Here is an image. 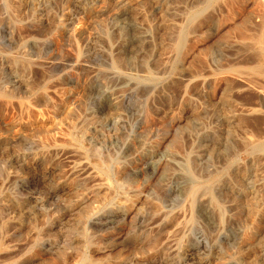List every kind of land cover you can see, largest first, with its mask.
Returning <instances> with one entry per match:
<instances>
[{
  "label": "rangeland",
  "instance_id": "374dc122",
  "mask_svg": "<svg viewBox=\"0 0 264 264\" xmlns=\"http://www.w3.org/2000/svg\"><path fill=\"white\" fill-rule=\"evenodd\" d=\"M263 39L264 0H0V264H264Z\"/></svg>",
  "mask_w": 264,
  "mask_h": 264
},
{
  "label": "bare ground",
  "instance_id": "6f19581e",
  "mask_svg": "<svg viewBox=\"0 0 264 264\" xmlns=\"http://www.w3.org/2000/svg\"><path fill=\"white\" fill-rule=\"evenodd\" d=\"M260 40H261V39H260ZM260 42H262V40H261ZM263 42H264V39H263ZM262 44H263V43H262ZM246 64H247V63H246ZM240 74H241V72H240ZM243 74L246 75L247 73H246V72H243ZM236 75H237V74H236ZM230 78H231V77H230ZM232 78H233V77H232ZM233 79H234V78H233ZM240 79H241V78H240ZM228 80H229V79H228ZM235 80H236V79H235ZM244 80H245V79H244ZM244 80H242V81H244ZM245 81H246V80H245ZM243 84H244V83H243ZM238 85H239V84H238ZM245 85H246V84H245ZM246 86H248V85H246ZM235 88H236V87H235ZM242 88H245V87L242 86ZM247 88H248V87H247ZM256 88H257V87H256ZM259 88H260V87H259ZM233 89H234V88H233ZM239 90H240V89H239ZM244 90L246 91V89H244ZM244 90H243V91H244ZM257 90H258V89H257ZM241 92H242V91H241ZM255 93H256V92H255ZM112 97H113V96H112ZM115 98H116V97H115ZM115 100H116V99H111V102H116ZM258 100H259V99H258ZM262 100H263V99H262ZM238 109H239V108H238ZM240 109H241V107H240ZM245 109H246V108H245ZM242 110H244V108H242ZM242 110H241V111H242ZM250 111H251V109L249 110V112H250ZM237 112H238V114H239V111H237ZM244 112H245V111H244ZM252 112H255V111L252 110ZM256 112H258V110H257ZM242 113H243V112H242ZM258 113H259V112H258ZM232 114H233V113H232ZM235 114H237V113H235ZM263 114H264V113H263ZM240 115H241V114H240ZM244 115H247V114H244ZM252 115H253V114H252ZM258 115H259V114H258ZM260 115H261V113H260ZM236 117H239V116H236ZM247 117H248V116H247ZM247 117H246V118H247ZM257 117H258V116H257ZM251 118H252V117H251ZM235 119H236V118H235ZM238 119H239V118H238ZM238 119H237V120H238ZM246 120H248V119H246ZM246 120L244 119V121H246ZM226 121H227V120H226ZM259 121H260V120H259ZM262 121H263V120H262ZM227 122H228V121H227ZM227 122H226V123H227ZM239 122H240V121H239ZM237 123H238V122H237ZM255 123H256V122H255ZM258 123H259V122H258ZM233 125H234V124H233ZM263 127H264V126H263ZM260 131H261V130H260ZM247 140H248V142H249V139H247ZM245 142H246V141H245ZM246 143H247V142H246ZM259 143H260V142H259ZM253 144H254V143H253ZM245 145H246V144H244V146H245ZM249 145H251V144L249 143ZM256 146H257V145H256ZM247 147H248V146H247ZM247 147H246V148H247ZM260 147H261V150L264 151V144L261 145ZM251 149H252V148H251ZM257 149H258V148H257ZM257 149H256V150H257ZM241 150H242V149H241ZM244 151H245V149H244ZM250 152H251V151H250ZM250 152H249V153H250ZM246 153H247V152H246ZM249 153H248V154H249ZM250 155H251V154H250ZM181 177H183V176H181Z\"/></svg>",
  "mask_w": 264,
  "mask_h": 264
}]
</instances>
